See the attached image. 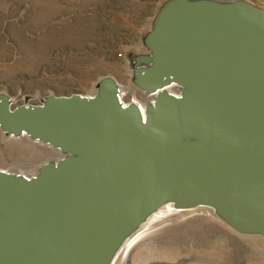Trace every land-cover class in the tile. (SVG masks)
Listing matches in <instances>:
<instances>
[{"label":"water","instance_id":"obj_1","mask_svg":"<svg viewBox=\"0 0 264 264\" xmlns=\"http://www.w3.org/2000/svg\"><path fill=\"white\" fill-rule=\"evenodd\" d=\"M147 42L144 109L112 77L40 104L0 96L6 133L62 152L32 176L0 170V264H111L166 202L264 236V9L168 0Z\"/></svg>","mask_w":264,"mask_h":264},{"label":"rangeland","instance_id":"obj_2","mask_svg":"<svg viewBox=\"0 0 264 264\" xmlns=\"http://www.w3.org/2000/svg\"><path fill=\"white\" fill-rule=\"evenodd\" d=\"M167 1L0 0V96L13 107L40 104L50 95H93L112 77L126 103L146 105L134 60L152 54L147 38ZM61 156L0 126V170L32 176ZM156 227L120 264H264V236L235 230L213 207L182 209Z\"/></svg>","mask_w":264,"mask_h":264},{"label":"bare ground","instance_id":"obj_3","mask_svg":"<svg viewBox=\"0 0 264 264\" xmlns=\"http://www.w3.org/2000/svg\"><path fill=\"white\" fill-rule=\"evenodd\" d=\"M255 6L264 9V5H255ZM137 103L141 106L142 109H144L145 104H142L140 102ZM182 209H188V208H179L170 202H166L159 205L138 225V227L134 231H132L124 239V241L121 243L120 247L116 251L111 264H120L122 260H126L132 248H134V246L144 237H146L147 235L149 236V234L152 233L153 230H155V227L158 224V222L162 221L163 219H166L171 214L177 211H181Z\"/></svg>","mask_w":264,"mask_h":264},{"label":"built area","instance_id":"obj_4","mask_svg":"<svg viewBox=\"0 0 264 264\" xmlns=\"http://www.w3.org/2000/svg\"><path fill=\"white\" fill-rule=\"evenodd\" d=\"M169 89H170V91L172 92V93H174V94H177V95H180V93H181V89H180V87H178V86H176V85H173V86H171V87H169ZM120 93H121V91H120ZM149 96H150V102L151 101H153V99H154V96L153 95H150L149 94ZM120 98H121V100H122V102H123V104H128V103H126L123 99H122V95H120Z\"/></svg>","mask_w":264,"mask_h":264}]
</instances>
